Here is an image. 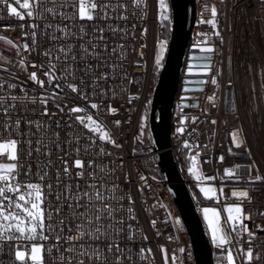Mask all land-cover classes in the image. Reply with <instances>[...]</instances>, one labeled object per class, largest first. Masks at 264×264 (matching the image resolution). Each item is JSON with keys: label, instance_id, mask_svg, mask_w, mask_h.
<instances>
[{"label": "built area", "instance_id": "1", "mask_svg": "<svg viewBox=\"0 0 264 264\" xmlns=\"http://www.w3.org/2000/svg\"><path fill=\"white\" fill-rule=\"evenodd\" d=\"M25 0H3L0 2V81L4 82V88L0 94L7 93V84L13 83L15 88L12 95L23 96V90L29 97H35L36 103L16 102L14 109L7 113L14 125L16 119H20L19 133L30 135H17L15 129L11 133L3 129L5 113L0 110V142H6L10 138L21 141L17 145V161L20 165L17 177L21 185L27 182L42 183V191L45 199L42 208L45 209L44 223L57 225L64 218L62 236H71V240L57 241L54 234L45 233L48 240H42L37 236L34 240L23 238L6 241L0 244V264H24L15 259L17 250L25 252L27 264H32L28 252L32 244L41 246V264H67V260H59L53 245L68 248L70 245H91L87 251L91 253L99 246L101 260H89L86 257H74L71 264H77V260H83V264H117L116 257L120 256L119 264H195L194 254L190 238L182 224L174 202L168 193L160 176L158 166L154 160L151 149L139 152L136 143L144 145L137 136L140 116L149 106L151 90L153 87L152 72L155 66V46L162 41L166 23L158 16L156 0H85L86 11H91L93 19L79 17L80 0H75L76 21L72 27L74 33H79L81 28L86 35L83 40L75 38H60L51 40L50 34L55 32L59 36L57 25L63 27L69 24L68 20L62 19L58 14L62 9L59 7L61 0H44L47 8L54 9L52 12H44L41 19L28 17V9L22 7ZM29 7H35L33 0H28ZM92 3L97 5L111 4L115 6L122 3L126 7L116 9L109 7L101 10L99 7L91 9ZM7 4H11L19 15L10 14ZM138 5V6H137ZM146 5V7H145ZM215 6L216 27L208 23L213 19L212 7ZM107 13L108 18L100 19ZM123 14L126 19H122ZM170 21V17L168 18ZM23 25V27H22ZM29 25H37L33 29ZM47 25L53 27L48 28ZM103 28V33L98 29ZM170 28V25H169ZM36 31V48L29 52L24 50L23 45H32L30 33ZM143 33V34H142ZM216 33H219L217 35ZM101 35L103 40L100 39ZM11 40L12 43H7ZM74 46V51L79 54L81 44L92 51L91 45L96 44L97 53H103L101 57L88 58L80 61L79 55L77 66L81 69L85 65H97L101 61L104 67L100 71L109 73L106 81H98L104 88L103 98L99 95L100 87L96 88V96L90 101L82 100L76 93H71L64 80L48 83L49 57L43 53L51 50V61L56 65L55 75L66 67L60 48ZM105 45L107 49L105 50ZM211 47L212 52H202L201 49ZM19 52V55L17 54ZM194 54V57H189ZM21 57L26 61L21 66ZM208 57V59H201ZM190 60L208 61L207 71L202 66H187ZM68 63H71L69 60ZM116 65L115 71L110 67ZM196 69V72H188V69ZM35 72L38 80L44 81V87L29 79ZM75 81L68 78V82L78 83L81 79L91 81L92 77L85 76L82 71L76 72ZM217 78V83H212V78ZM201 78L202 80H196ZM131 80V83H129ZM91 91V89H89ZM115 93V95H113ZM43 96L47 104L40 103ZM57 97L53 99V97ZM212 97L210 101L208 98ZM185 101L183 105L181 102ZM195 101L196 104L192 105ZM91 103L101 104V110L91 109ZM59 104V107L56 105ZM111 106L114 112H108ZM47 107L48 115L43 114ZM71 107H86V113H73V118L68 116ZM63 109V111H61ZM91 114L106 130L112 139L120 145L119 148L108 142H100L96 136V145L88 154L83 151V146L90 141L83 138V134L91 135L87 129L79 125L75 115ZM39 121L40 131L36 124L31 126L26 121ZM183 120V123H181ZM56 121H59L57 127ZM115 121H120L117 125ZM215 121V123H213ZM72 127L69 128L68 124ZM48 124L47 130L43 125ZM177 128L183 131L177 132ZM237 130H242L244 144L236 147L233 144V135ZM58 140L60 148L55 147ZM71 134V135H70ZM82 136L79 147L80 154L73 143L71 147L66 141H75L76 136ZM31 139V148L23 141ZM48 142L47 148L37 145L35 141ZM187 141V147H185ZM103 143L105 154L99 155L100 144ZM40 152H37V148ZM177 168L194 200L199 199L193 181L184 170V162L181 153L185 149L193 153L197 160L199 174L203 179L210 181L216 186L215 204L220 209L218 225L222 234L229 233L230 243L223 246L225 253L223 260L217 257L221 248L211 244L213 264H227V252L232 250L234 264H243V251L249 247V241L253 247V260L251 264H264V0H194V20L190 30V36L185 51V57L178 78L177 90L174 96L173 109L170 125V146ZM50 150L51 155H45ZM31 151V156H29ZM110 153V154H108ZM222 157V159H221ZM76 159L81 160V166L75 165ZM51 160L49 167L47 161ZM93 161L92 166L88 165ZM10 162L5 154H0V163ZM67 162L68 176L64 175L63 168ZM39 167V172H38ZM30 174L25 175L29 172ZM47 169L48 176L41 182L38 176ZM83 175L77 176L78 172ZM60 171V183L57 186L56 173ZM227 170V171H226ZM89 172L95 173V178L89 176ZM143 176L142 180L140 177ZM259 176L260 180H255ZM51 183L52 194H48L47 185ZM88 184L96 185V189H89ZM79 192L103 191L105 196L110 195L107 191L113 186H118L112 196L124 197L105 200V203L113 207H123L114 220L103 219L101 225L104 231L113 233L109 238L84 239L77 238L75 224L79 220H70L67 205L70 202L65 199L69 191L73 194ZM70 186V187H69ZM103 186V188H101ZM246 191L248 197L234 196V192ZM60 194V200L56 195ZM128 196L131 197L129 204ZM88 202L82 197L81 204ZM195 202V200H194ZM100 201L94 198L92 205ZM49 205L51 207L49 208ZM58 205H63L59 214L55 213ZM239 205L241 213L239 218L248 230L254 233L249 237L247 232L237 230L232 232L231 222L225 209L229 206ZM131 207L132 212L127 209ZM47 211L53 212L51 221L47 219ZM83 211V208L80 209ZM123 217L122 223H116ZM131 217V218H130ZM112 224L109 228L108 225ZM131 226V227H129ZM71 227L72 231L69 232ZM120 229L119 236L115 229ZM19 237V233L16 234ZM129 235L132 239H129ZM113 245L111 253L107 246ZM120 251L117 252L116 248ZM52 249L49 252V249ZM143 249V258L140 250ZM183 249V251H180ZM150 250V251H149ZM258 254V258H257ZM69 253H65L67 257ZM128 257H131L129 259Z\"/></svg>", "mask_w": 264, "mask_h": 264}, {"label": "snow or ice", "instance_id": "2", "mask_svg": "<svg viewBox=\"0 0 264 264\" xmlns=\"http://www.w3.org/2000/svg\"><path fill=\"white\" fill-rule=\"evenodd\" d=\"M0 2H3V0H0ZM33 3L35 7L30 8L28 0H25L22 7L25 9H28L27 15L28 17H35L36 19H41L43 17L44 12H52L54 9H50L45 7L44 0H33ZM7 11L10 14L19 15V13L16 11V9L11 5L7 4ZM75 0H61V4L59 7L62 9L58 14L61 16L62 19L68 20L69 24L64 25L63 27H60L59 25L56 26V28L59 31V36L55 35V32L50 34L49 38L53 41L58 40L60 38H75L79 37L81 40H83L84 35L86 33L84 32V29L81 28L79 33H74L72 31V27L74 26V23L77 19L76 13L74 11L75 9ZM138 6V5H137ZM91 9H96L99 7L101 10H105L109 7H115L116 9H121L126 7L122 3H117L115 6L111 4H101L97 5L96 3H92L89 6ZM146 7V5H145ZM159 8L161 10H166L167 5L164 3V0H159ZM211 14L213 19L209 20L208 23L212 25L213 28L216 27L215 24V17L217 15L215 6L211 9ZM79 17L81 19H84L87 17L88 21H91L93 19V14L91 11H86V3L85 0H80L79 3ZM100 19H106L108 18L107 13L105 12L104 15H101L99 17ZM122 19H126V17L121 14ZM161 19H167L166 16H162ZM23 27V25H22ZM29 27L35 29L38 26L37 25H29ZM46 27L51 28L52 25H47ZM99 32L103 33V28L98 29ZM143 34V33H142ZM219 35V33H216ZM36 31H32L30 33L31 39H32V45L24 44L23 48L26 51H33L36 48ZM0 39H6L2 36H0ZM101 40H103V36L100 37ZM7 43L11 44V40H7ZM162 43V42H161ZM92 51H89L88 47L84 44H81L80 46V52L77 54L76 51H74V46L72 44H68L67 47H61L60 53L62 54V57H58L65 62L66 67L63 71L60 72V76L57 77L55 75L56 72V65L52 63L51 61V50L44 52L43 54L47 57H49V64H48V71L44 73L45 76H49L48 83L51 84L53 80L57 81L56 86L62 87V85L59 83L60 80L65 81V85L68 89L71 90V93H76L77 96H79L82 100L90 101L92 97L96 96V88L100 87V85L97 83L98 81H106L109 77V73L105 71H100L99 75H97V72L100 68L104 67V63L101 61L99 64L93 66V65H85L83 69L79 68L77 66V59L79 55V60L83 61L88 58H97L101 57L103 53H97L95 49L97 48L96 44H92L91 46ZM107 49V45H105V50ZM202 52H212L213 49L211 47H205L201 49ZM19 55V52L17 53ZM162 58V52H157L155 61L156 65H160V61ZM201 59H208V57H201ZM71 61V63H68V61ZM21 66H24L26 61L23 57H21L19 61ZM114 71L116 69V65L110 66ZM203 70L207 71V65L202 66ZM82 71L85 76L92 77L91 81H85L84 79H81L78 83L76 82H68V78L71 77L72 81H75L76 79V72ZM29 79H31L34 83L39 84L41 88L44 87V81L38 80L37 75L35 72L31 73ZM129 83H131V80H129ZM212 83H217V78H212ZM4 88V82L0 81V91H2ZM8 92L4 94H0V110H2L5 113L3 123V129L9 133L13 129L16 130L17 135H30V133H19V126H20V119H16L14 125L11 122V119L7 116V113L15 108L16 102L19 101L20 103L25 102H31L36 103L35 97H29L26 90L22 91L24 92L23 96H16L11 94V90L15 88V85L13 83L7 84ZM91 89V91H89ZM99 95L101 98L105 95V91L103 87H100V93ZM115 95V93H113ZM57 97H53V99H56ZM210 101L213 99L212 97L208 98ZM40 103L47 104L48 101L43 96L40 98ZM59 107V104L56 105ZM102 105L98 103H91V109H96L98 112L101 110ZM63 111V109H61ZM108 112H114L115 109L111 106L107 107ZM87 109L86 107H71L68 109V116L70 119L73 118V113H86ZM44 115H48V109L47 107L43 110ZM74 120L79 124L82 125L84 129L88 130V133H91V135L83 134V138L90 141V143H86L83 146V151L85 154H88L89 151L95 147L96 145V136L99 137L100 142H108L111 143L112 146L119 148L120 145L115 142L114 139L111 138L110 133L106 130H103V127L100 123L97 122L96 119L93 118V115L86 114V115H75ZM33 123L36 124L37 131H40L41 124L39 121H26V124L31 126ZM59 121H56L57 127H59ZM115 123L118 125L120 121H115ZM181 123H183V120H181ZM215 123V121H213ZM44 129L47 130L49 125L44 124ZM68 127L71 128V123L68 124ZM142 127V125H141ZM177 132L183 131L182 128H177ZM242 130H237L236 133L233 135V144L236 147H241L244 144V139L241 135ZM58 133H56L57 140L55 142V147L57 149L60 148V143L58 140ZM71 135V134H70ZM82 139V136L77 135L75 141L69 139L66 141V143L71 145L75 143L77 145L75 152L77 155L80 154L81 148L79 147L80 141ZM21 141L10 138L6 142H0V154H5L10 162L7 163H0V244L11 241L18 238H23L26 240H34L39 236L42 240H48L49 236L45 233H51L54 234V238L57 241L62 240H71V236H62L60 233L63 231L64 227V218H61L59 223L57 225H53L52 223L45 224V209L42 208V202L46 198L45 194L43 193L42 189L44 185L42 183H34V182H27L25 185H21L20 182H18L17 177L19 175V167L16 163L17 161V145ZM27 145H29V148H31V145L33 141L31 139H27L23 141ZM37 145H43L45 148L48 146V142L37 140L35 141ZM187 141H185V147H187ZM37 152H40V148L38 147ZM29 156H31V151H29ZM45 155H51V151L48 150L44 153ZM99 155L105 154L103 143L100 144V152ZM110 154V153H108ZM194 160L195 157H192ZM222 159V157H221ZM81 160L76 159L75 165L80 167L81 166ZM48 166L50 167L52 165V161H47ZM93 161H89L88 165L92 166ZM84 169H82L81 172L77 173V176L83 175ZM189 172H192L193 169L189 168ZM227 171V170H226ZM39 172V167H38ZM63 172L65 176H68V166L67 162H65V166L63 168ZM30 174L29 172L25 173V175ZM91 178H95L94 172L88 173ZM48 176V171L45 169L42 174L38 176L39 181H43L45 177ZM142 180L144 179L143 176L140 177ZM261 178L259 176L255 177V180H260ZM56 183L57 186H59L60 183V171L57 170L56 173ZM70 187V186H69ZM87 187L89 189H96V185L94 184H88ZM118 186H113L112 189H108L107 191L110 193V195L105 196L103 191L101 190H95L94 194L92 192H79V185H77V191L75 194H73L71 191L65 195V199L69 200L67 207L70 210L69 212V219L70 220H79L80 223L75 224L76 228V234L77 238L84 239L86 236L88 239H100L102 237L109 238L113 235V233H109L107 231L102 230L103 226L101 225V221L103 219H109L114 220L116 215L123 210V207H113L109 203H105V200L109 199H116L117 201H120L124 199V197H118V196H112L111 193L116 190ZM103 188V186H101ZM48 194H52V185L49 183L47 185ZM202 191H204L202 189ZM208 191H211L209 189ZM234 196L238 197H248V193L246 191L241 192H234ZM82 197H86L87 201L84 204L80 203V200ZM60 194L56 195V200H60ZM95 199L97 201H100L99 204L92 205L91 201L92 199ZM129 204H131V197L128 196ZM51 205H49V208ZM63 205H58L55 209V213L59 214L63 210ZM83 208V211H80V209ZM129 213L132 212L131 207L127 209ZM225 211L228 213V220L231 222V229L232 232H236L237 230L242 232H247L248 236L254 237V233L250 232L248 230L247 225L243 224V222L239 218V213H241V208L239 205L229 206L225 209ZM208 209H205V213L207 214ZM261 215H264V213H261ZM47 219L51 221L53 217L52 211H47L46 213ZM131 218V217H130ZM208 217L205 215V220H207ZM123 217L120 218V220L116 221V223H122ZM109 228L112 227V224L108 225ZM131 227V226H129ZM71 227L69 228V232H71ZM222 230L216 227L211 228L212 232V243L214 246L221 248V252L219 256L217 257L218 260L224 259V251L223 246L227 243H230L231 236L229 233H224L222 235L218 234ZM120 229H115V234L117 237L119 236ZM17 233H19V237H17ZM129 239H132V236L129 235ZM91 245H70L68 248H64L63 251H61V247L58 245H53V248H55L57 252V258L59 260H67V264H71V261L74 257H86L89 260L96 259L98 262L101 260V250L99 249V246H97L96 249H94L91 253L87 251V248H90ZM113 248L112 244H109L107 246V251L111 253ZM49 252L52 251L50 248L48 250ZM116 251L119 252V247L116 248ZM150 251V250H149ZM180 251H183L181 249ZM69 253V255L66 257L65 253ZM143 252L144 250H140L141 258H143ZM131 259V257H128ZM243 264H251L253 260V247L251 245V242L249 241V247L246 249V251H243ZM258 258V254H257ZM15 259L17 261H23L24 264H27V260L25 259V252L17 250L15 252ZM32 264H41V246L33 243L31 247V255L29 257ZM121 257L117 256V264H119ZM107 257H104V261L106 264ZM234 255L232 253V250L229 249L227 252V264H234ZM77 264H83V260L78 259ZM167 264V262H166Z\"/></svg>", "mask_w": 264, "mask_h": 264}, {"label": "water", "instance_id": "3", "mask_svg": "<svg viewBox=\"0 0 264 264\" xmlns=\"http://www.w3.org/2000/svg\"><path fill=\"white\" fill-rule=\"evenodd\" d=\"M169 9L170 34L148 106L147 124L150 147L154 153L159 175L190 238L195 264H213L209 237L169 148L173 101L194 20V0H169ZM189 57H194V54H190ZM186 64L187 66H204L208 65V61L190 60ZM188 72L194 73L196 69H188ZM181 104L185 105L186 102L183 101ZM195 104L196 102L193 101L192 105Z\"/></svg>", "mask_w": 264, "mask_h": 264}, {"label": "rangeland", "instance_id": "4", "mask_svg": "<svg viewBox=\"0 0 264 264\" xmlns=\"http://www.w3.org/2000/svg\"><path fill=\"white\" fill-rule=\"evenodd\" d=\"M164 3L167 5V9L166 10H161L159 8V0H156V9L158 12V16L161 18L162 16H166L167 19L165 20V23L167 25V21L168 18L170 17V9H169V0H164ZM166 30V27H165ZM164 30V32H165ZM162 43H158L155 46V50H154V62H155V66L154 68H159L161 67L162 63H163V58H164V54H165V50H166V44H167V40L168 38L164 35H162ZM157 52H162V58L160 61V65L157 66L156 65V61H155V57H156V53ZM158 69V71H159ZM147 117H148V107L145 108V110L142 112L141 116H140V121H139V127H138V134L137 136L140 138V141L144 144L141 145L140 143H136V147L138 148V151L144 152V151H148L149 149H151V147H149V144H151L150 142V136H149V132H148V124H147ZM142 125V127H141ZM192 157L195 156H191L189 158V165L187 167V170L189 168H192L193 171L189 172L187 171V173L190 175V177L192 178L193 181H198V183H195V189L198 192L199 195V199L194 198L195 200V205L196 208L199 212L200 218L202 220L203 223V227L208 235L209 238L212 239V232H211V228L212 227H216V228H220V226L218 225V218L220 216V209L219 207L215 204L216 201V186L215 184L211 183L210 181L203 179L202 176L199 174V169H198V165H197V160L196 158L193 160ZM202 189L204 191H202ZM209 189H211V191H208ZM205 209H208L207 214L205 213ZM205 215H207L208 219L205 220ZM220 235H222V231L220 233H218ZM28 255L30 257L31 255V250H29Z\"/></svg>", "mask_w": 264, "mask_h": 264}, {"label": "trees", "instance_id": "5", "mask_svg": "<svg viewBox=\"0 0 264 264\" xmlns=\"http://www.w3.org/2000/svg\"><path fill=\"white\" fill-rule=\"evenodd\" d=\"M169 25H170V21L168 19L167 21V25H166V30L164 32V35L168 38L169 37V34H170V28H169ZM158 67L157 68H154L153 69V72H152V81H153V84L155 83L156 81V78H157V75H158ZM149 147H150V144H149ZM193 155L192 152L190 151H187V150H183L182 153H181V156H182V160L184 162V170L185 171H188L187 170V167H188V163H189V158ZM157 176H160L159 173H156ZM189 175V174H188ZM190 176V175H189Z\"/></svg>", "mask_w": 264, "mask_h": 264}]
</instances>
